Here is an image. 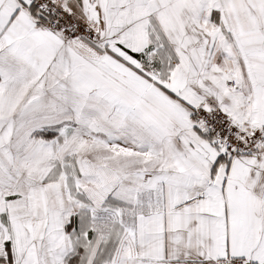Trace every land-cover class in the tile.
<instances>
[{
	"label": "snow or ice",
	"instance_id": "obj_1",
	"mask_svg": "<svg viewBox=\"0 0 264 264\" xmlns=\"http://www.w3.org/2000/svg\"><path fill=\"white\" fill-rule=\"evenodd\" d=\"M0 264H264V0H0Z\"/></svg>",
	"mask_w": 264,
	"mask_h": 264
}]
</instances>
